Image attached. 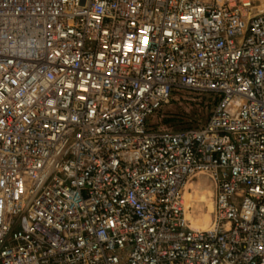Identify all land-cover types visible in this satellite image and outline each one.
I'll return each mask as SVG.
<instances>
[{"label":"built area","instance_id":"2783aa9c","mask_svg":"<svg viewBox=\"0 0 264 264\" xmlns=\"http://www.w3.org/2000/svg\"><path fill=\"white\" fill-rule=\"evenodd\" d=\"M0 264H264V0H0Z\"/></svg>","mask_w":264,"mask_h":264},{"label":"rangeland","instance_id":"374dc122","mask_svg":"<svg viewBox=\"0 0 264 264\" xmlns=\"http://www.w3.org/2000/svg\"><path fill=\"white\" fill-rule=\"evenodd\" d=\"M212 103V98L206 94L180 91L158 113L150 117V123L172 129L196 127L207 121ZM188 187L190 190L185 197L186 202L191 206V211L188 212L187 217L191 221L192 227L196 221H206L205 214L209 215L208 222L211 224L209 212L213 208L214 185L210 177L197 174L192 177Z\"/></svg>","mask_w":264,"mask_h":264},{"label":"bare ground","instance_id":"6f19581e","mask_svg":"<svg viewBox=\"0 0 264 264\" xmlns=\"http://www.w3.org/2000/svg\"><path fill=\"white\" fill-rule=\"evenodd\" d=\"M205 220L206 221H204V222H202V220L194 222L193 227L197 228L198 230H208V229H210V224L208 222V220H209V215L208 214H205Z\"/></svg>","mask_w":264,"mask_h":264}]
</instances>
